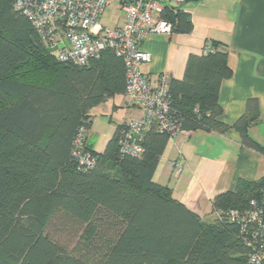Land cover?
Wrapping results in <instances>:
<instances>
[{
	"label": "trees",
	"instance_id": "16d2710c",
	"mask_svg": "<svg viewBox=\"0 0 264 264\" xmlns=\"http://www.w3.org/2000/svg\"><path fill=\"white\" fill-rule=\"evenodd\" d=\"M175 31H189V14L166 8ZM190 53L182 78H170V106L188 130L225 131L218 101L232 76L218 43ZM122 59L104 50L85 65L61 62L30 19L0 0V264H253L237 225L218 215L264 198V178L239 179L214 197L215 216L201 217L153 178L170 136L151 126L143 152H120L126 122L104 149L87 144L89 110L124 92ZM257 101L232 127L242 144L264 154L248 134ZM94 167L72 156L78 128Z\"/></svg>",
	"mask_w": 264,
	"mask_h": 264
},
{
	"label": "crops",
	"instance_id": "0c3cea01",
	"mask_svg": "<svg viewBox=\"0 0 264 264\" xmlns=\"http://www.w3.org/2000/svg\"><path fill=\"white\" fill-rule=\"evenodd\" d=\"M178 7L189 14L191 29L148 35L140 47L150 59L140 65V71L152 82L161 73L180 79L190 53L201 54L208 42L218 43V49L227 52L232 69V76L222 80L218 95L220 119L230 127L222 132L191 130L187 136L170 138L153 178L169 186L173 197L186 207L209 219L215 216V196L233 191L239 179L264 178V154L243 145L239 132L232 127L244 114L247 101L256 100L259 119L248 127V134L264 147V0H184ZM122 22L121 12L112 26ZM121 96L129 106L123 93ZM132 107L138 113L129 120L141 116V110ZM114 128L98 141L90 128L87 144L101 152ZM175 159L183 164L179 176L168 168V162Z\"/></svg>",
	"mask_w": 264,
	"mask_h": 264
},
{
	"label": "built area",
	"instance_id": "2783aa9c",
	"mask_svg": "<svg viewBox=\"0 0 264 264\" xmlns=\"http://www.w3.org/2000/svg\"><path fill=\"white\" fill-rule=\"evenodd\" d=\"M11 1L13 7L25 14L43 35L58 61L85 65L98 59L106 49L122 59L126 72L123 94L127 105L139 108L141 116L129 120L123 127L119 138L121 153L141 155L143 132L151 126L167 132L170 138L190 134L171 109L170 75L161 73L152 82L140 71V65L150 59L140 42L150 34L174 32V21L166 18L164 12L184 0ZM112 4L122 12L123 22L108 27L101 23V17ZM86 135V129L80 127L73 141L72 156L80 170L91 169L95 164L94 157L83 145ZM182 167L179 159L168 162L169 171L174 176L180 175ZM218 215L237 225L247 246L249 261L264 264V198L253 200L244 209H228Z\"/></svg>",
	"mask_w": 264,
	"mask_h": 264
},
{
	"label": "rangeland",
	"instance_id": "374dc122",
	"mask_svg": "<svg viewBox=\"0 0 264 264\" xmlns=\"http://www.w3.org/2000/svg\"><path fill=\"white\" fill-rule=\"evenodd\" d=\"M120 15L121 12L116 10L115 4H112L105 9L101 17V23L111 27ZM131 107L124 104L121 94H115L113 100L110 99L92 107L90 109V128L93 138H96L97 141L105 138L111 128L128 122L130 116H135L138 113L135 108Z\"/></svg>",
	"mask_w": 264,
	"mask_h": 264
}]
</instances>
